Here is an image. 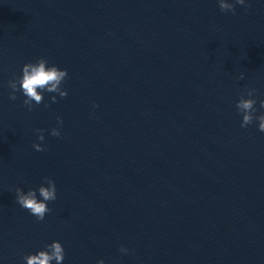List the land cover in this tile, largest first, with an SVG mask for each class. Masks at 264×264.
I'll list each match as a JSON object with an SVG mask.
<instances>
[{"label":"clouds","instance_id":"1","mask_svg":"<svg viewBox=\"0 0 264 264\" xmlns=\"http://www.w3.org/2000/svg\"><path fill=\"white\" fill-rule=\"evenodd\" d=\"M235 4L243 5L245 9L249 7V5L245 4V0H235ZM218 5L221 12L230 11L235 14V5L233 3H229L227 0H218ZM67 76L68 72L66 69L62 70L55 65L48 66L47 59L43 57L39 58L35 63H26L22 67L21 77L8 81V87L12 90L10 99H17L15 93L17 91L22 92L25 97L23 103L31 111L34 107L33 102L39 105L44 101V92L58 93L61 98H64L68 93L61 88V84ZM238 79H244L243 72L240 73ZM256 92L255 88H247L244 92H241L240 98L236 103V108L242 114V128L248 127L256 120L258 121V130L264 133V114L255 115ZM51 102H56V96L51 97ZM259 104L261 108H264V99H261ZM45 106L47 107L48 105ZM57 120L58 123H63L61 118L58 117ZM36 131L39 133L38 139L43 141V130L37 129ZM51 135L59 137L60 132L57 128H53ZM33 148L38 152L45 151L44 147L39 143H34ZM43 179L44 183L38 189H29L27 192H24L18 187L15 190L16 202L31 215L35 216L38 221H43L46 213L51 211L48 207V202L57 199L55 181L50 177H44ZM37 192L42 199L37 198ZM120 251L122 253L128 252L123 246ZM64 258L65 252L62 244L59 241H53L46 245L44 250H40L36 254L26 255L24 260L26 264H52L53 261L56 264H63ZM97 264H104V261L99 260Z\"/></svg>","mask_w":264,"mask_h":264}]
</instances>
